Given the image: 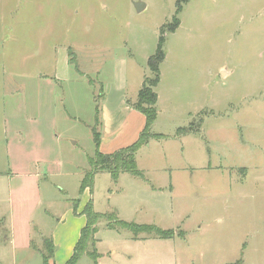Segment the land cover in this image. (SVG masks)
I'll use <instances>...</instances> for the list:
<instances>
[{
	"label": "rangeland",
	"instance_id": "rangeland-1",
	"mask_svg": "<svg viewBox=\"0 0 264 264\" xmlns=\"http://www.w3.org/2000/svg\"><path fill=\"white\" fill-rule=\"evenodd\" d=\"M176 1L0 0V171L7 147L12 171H35L47 201L60 199L56 210L82 201L112 58L128 59L126 98L135 100L131 84L152 76L146 58ZM176 17L164 36L158 117L135 154L144 179L98 173L88 191L94 211L112 214L98 224L96 252L115 250L106 264H264V0H188ZM69 52L77 71L62 64ZM116 221L176 235L132 238ZM85 253L76 264L93 262Z\"/></svg>",
	"mask_w": 264,
	"mask_h": 264
},
{
	"label": "crops",
	"instance_id": "crops-1",
	"mask_svg": "<svg viewBox=\"0 0 264 264\" xmlns=\"http://www.w3.org/2000/svg\"><path fill=\"white\" fill-rule=\"evenodd\" d=\"M148 58H146V62ZM112 60L110 72L112 81L111 83L108 81L103 82L104 98L99 113V150L104 154H112L117 152V150L132 145L143 132L145 126V117L133 108V104L137 100H127L126 98L129 86L128 59L115 56ZM62 64L66 67L71 65L64 60ZM140 76L131 84L132 87L137 88L136 98L144 80L142 79L143 76ZM58 78L62 80V78ZM40 79L36 78L37 86L41 84ZM56 80L55 78L46 79L45 81L53 85ZM0 119V134L3 136L5 146H8L6 139L7 123L2 117ZM5 149L6 151L2 157L6 161L5 164L8 170L0 171V262L8 261L9 264H29L32 259H36L35 264H65L72 257L81 231L87 224L82 210L88 201L91 200L89 197L90 193L87 190L82 192L83 200L79 201L76 212L72 208L75 200L72 203L69 200V204L56 210L54 206L58 203L60 205V202L56 203V200L60 199L50 194L47 197L52 199L47 201L46 195L49 194L44 192V195L40 192V177L37 176L35 171L29 170L26 173L13 172L12 168H10L9 151L7 147ZM39 210H43L40 215L38 214ZM115 227L108 226L111 230L116 229ZM132 238L134 237L132 236ZM96 239L94 248L98 257L96 262L92 260L91 264H106L102 263V261L105 260L108 253L115 254V259L117 256L115 250L108 251L105 255L96 252V248L101 244V241L98 238ZM131 240L134 242L141 241L137 239ZM48 242L51 243V248ZM49 249H51L50 256L47 255ZM90 258L88 259L90 260ZM111 261L115 262L116 260Z\"/></svg>",
	"mask_w": 264,
	"mask_h": 264
},
{
	"label": "trees",
	"instance_id": "trees-1",
	"mask_svg": "<svg viewBox=\"0 0 264 264\" xmlns=\"http://www.w3.org/2000/svg\"><path fill=\"white\" fill-rule=\"evenodd\" d=\"M188 0H177L175 7V15L173 16L172 25L168 26V32L164 31L165 27H161L159 31V41L157 44V47L154 51V53L147 59L146 65L147 69H149L152 76L150 78L146 77L143 80L142 87L139 90L136 98V102L133 104V108L138 111L140 114H142L145 117V126L143 129V132L140 134L138 139L129 147L117 150V152L112 154H104L101 153L99 150V144H100V132L95 131L93 126L91 128L92 136H93V145L95 147L94 155L88 156L86 159V162L88 163V170L84 173L80 186H79V192L82 193L83 191H91L92 185H93V179L94 175L97 173H103L106 172L111 177L113 183H117L119 179V175L121 173H128L131 176H136L138 178L144 179V176H142V172L138 170L137 163L135 161V154L136 152L143 146L147 145L148 141V135H149V128L150 126L155 122L157 119V94L155 92L156 87L158 86V83L160 81V65L165 59V53H164V41H165V34L166 33H174L177 29L179 23L176 19L177 15L181 12L182 6L186 4ZM70 55L73 56L71 52H69ZM70 64L74 66L75 70L77 71L76 62H75V56L71 58ZM78 73H80L78 71ZM81 74V73H80ZM90 83H93L90 81ZM102 94L98 96V98L101 99ZM100 109L97 106L95 108V119H94V125L98 124L100 126ZM182 130V129H179ZM179 130L177 134L179 133ZM153 138L158 139L157 136H152ZM148 138V139H147ZM160 138V137H159ZM79 201L75 200L73 201L72 208L74 209V212L77 211ZM82 214L86 218V226L81 231L79 241L76 243L75 248L73 250L72 257L65 263V264H76L78 260L84 255L85 249L88 245V243L92 240L93 243V250L88 253L86 252L89 257L93 259L94 262H96L97 254L95 253V239L93 238L94 235L97 232L98 224L102 221L109 222L110 216L112 214L104 213L99 214L94 211L92 208V201L89 200L88 203L83 207ZM119 225L121 224L125 229H127L133 237H135L139 233H152L154 234V237L160 239V240H166V239H173L175 237V233L172 230H162L155 225H140V224H133V223H126L122 221H116ZM110 224V223H108ZM109 226V225H108ZM180 236V235H177ZM48 245L51 248V243L48 242ZM51 249L48 250L47 255L50 256ZM47 258V257H46Z\"/></svg>",
	"mask_w": 264,
	"mask_h": 264
},
{
	"label": "water",
	"instance_id": "water-1",
	"mask_svg": "<svg viewBox=\"0 0 264 264\" xmlns=\"http://www.w3.org/2000/svg\"><path fill=\"white\" fill-rule=\"evenodd\" d=\"M134 8L137 10V12H141L142 10H144V6L142 3H135Z\"/></svg>",
	"mask_w": 264,
	"mask_h": 264
}]
</instances>
